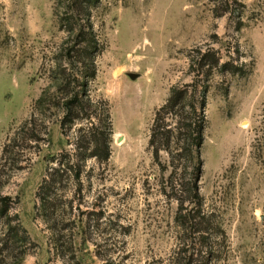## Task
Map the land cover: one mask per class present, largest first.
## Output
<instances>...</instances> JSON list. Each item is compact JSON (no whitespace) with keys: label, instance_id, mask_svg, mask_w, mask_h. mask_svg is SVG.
<instances>
[{"label":"rangeland","instance_id":"rangeland-1","mask_svg":"<svg viewBox=\"0 0 264 264\" xmlns=\"http://www.w3.org/2000/svg\"><path fill=\"white\" fill-rule=\"evenodd\" d=\"M83 1L0 0V264H264V0ZM82 27L99 47L92 96L108 104L112 156L88 159L81 184L64 164L44 204V180L91 125L64 134L61 109L35 104ZM174 91L158 162L152 130ZM199 213L210 234L188 226Z\"/></svg>","mask_w":264,"mask_h":264},{"label":"trees","instance_id":"trees-1","mask_svg":"<svg viewBox=\"0 0 264 264\" xmlns=\"http://www.w3.org/2000/svg\"><path fill=\"white\" fill-rule=\"evenodd\" d=\"M93 1L84 0L83 9H88V6ZM85 4V6H84ZM87 4V6H86ZM227 4V3H226ZM73 31V30H72ZM78 43L73 49H70L66 55L65 66L60 64L57 67V78L54 80L58 87L54 93L51 90H45L39 100L35 104V112H40L42 116L47 112L60 108L63 112V119L61 121V128L64 134L68 132L69 127L73 125L76 120H86L91 125L87 130L80 131L77 136V148L73 153H68L66 157L59 159L58 169H55L49 179L44 180L41 187L43 194L42 200L44 204L50 197L52 188L56 183L62 179V167L66 164L67 169L72 171L73 176L78 184H81L83 169L85 162L88 159H96L100 165L108 163L112 156L111 141L113 137V122L108 104L105 100L94 99L92 84L97 78V57L99 56V47L96 45V37L91 29L82 27L77 34ZM182 99V92L174 91L170 101L157 114V118L152 130V138L150 141L151 148H154L155 156L159 162L160 152L169 148L170 138L166 141L167 136L162 133L165 130L164 115L168 112H173L180 104ZM40 118H36L33 114L31 120L27 121L22 129V132H28L31 137L26 141L37 142L41 138L38 131ZM70 130V129H69ZM164 132V131H163ZM169 133V132H168ZM21 134H17L5 146L2 156L4 161L9 154H14V150L18 141H20ZM198 140H200L198 138ZM65 166V167H66ZM194 197L198 200L200 195L198 193V184L194 185L192 189ZM9 199H2L0 204L1 215L5 216V211L8 207ZM192 232L210 234L214 224L211 217L204 214L195 215L189 222ZM195 230V231H194ZM14 236L19 237L20 231L18 228L11 230ZM213 247H210L209 255L214 257Z\"/></svg>","mask_w":264,"mask_h":264},{"label":"bare ground","instance_id":"bare-ground-1","mask_svg":"<svg viewBox=\"0 0 264 264\" xmlns=\"http://www.w3.org/2000/svg\"><path fill=\"white\" fill-rule=\"evenodd\" d=\"M126 140H125V138H121V139H119L118 140V147H122L123 145H124V142H125Z\"/></svg>","mask_w":264,"mask_h":264}]
</instances>
